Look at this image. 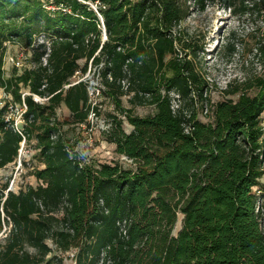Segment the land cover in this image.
<instances>
[{
    "label": "trees",
    "instance_id": "1",
    "mask_svg": "<svg viewBox=\"0 0 264 264\" xmlns=\"http://www.w3.org/2000/svg\"><path fill=\"white\" fill-rule=\"evenodd\" d=\"M90 1L0 0V49L8 40L32 41L42 32L52 41L50 53L45 43L33 50V69L7 81L0 53V87L16 103L23 102L21 84L31 94L25 97L23 130L36 137L45 163L35 173L43 185L10 192L3 204L0 229L3 222L12 227L0 246V264H64L61 256L49 258L54 250L48 240L58 252L74 251L76 264H264V195L254 189L264 177V29L254 47L263 72L246 90L255 94L218 103L213 121L204 123L196 105L207 100L208 83L188 59L189 42L173 34L188 7L178 0H100L108 36L102 42L98 15L84 3ZM213 1L192 4L204 11ZM61 4L65 8L49 9ZM225 4L235 15H264V0ZM237 41L232 35L228 54L243 47ZM82 59L102 66L103 94L133 127L127 133L124 120L111 115L103 132L130 167L82 166L66 144L64 125H83L92 113L99 115L88 83L65 89L80 69L86 72ZM33 95L48 103H36ZM125 95L133 107L156 106V114L135 116L123 107ZM62 105L70 122L57 117ZM6 110L0 113V169L14 162L22 140L4 121Z\"/></svg>",
    "mask_w": 264,
    "mask_h": 264
},
{
    "label": "rangeland",
    "instance_id": "2",
    "mask_svg": "<svg viewBox=\"0 0 264 264\" xmlns=\"http://www.w3.org/2000/svg\"><path fill=\"white\" fill-rule=\"evenodd\" d=\"M47 1L48 0H43L46 5L48 4ZM52 1L54 0H50V3H52ZM131 1L136 3L141 0ZM90 2L93 7L96 8L94 11L97 13L100 20V16L102 15L99 12L100 9L96 7L100 6V0ZM178 2L185 9L188 7V10H186L187 18L173 30V34H180L184 40L189 42L188 44L191 45V48L186 50L188 59L193 61L195 70L208 83V91L205 94L207 100L199 101L196 105V109L198 119L204 123H209L213 121V111L218 103L227 100L236 102L243 92H248L251 95L255 94V90L253 89L246 90L247 83L263 72L254 47L258 31L264 29V15L258 14L256 11L235 15L225 4V0H214L213 2L207 3L204 11L194 6L192 0H178ZM50 9L53 10L52 8ZM101 9H105L104 4ZM100 30L102 32L101 41L104 42L105 38L103 31L102 29ZM232 35H236L237 42L242 41L243 44V47L240 46L238 52L233 56L225 51V46L229 42V39L231 40ZM92 38L93 36L90 37V39ZM43 43L47 45V51L50 53L52 41L44 32L35 36L32 41L21 42L18 39L6 41L0 49V53L4 55L2 67L4 79L6 81L10 80L13 76L22 75L25 70L33 69L35 67L31 61L33 50ZM19 59L25 61L23 67H18L16 65ZM47 61L48 56L46 55L43 58V65H46ZM78 63L80 68H84L86 63H88L87 70L83 72L80 69L76 73L74 80L83 79L88 83V91L90 83L92 82L94 84L93 87L99 89V94H97V90H95L93 92L94 94L92 96L90 95L93 105L99 109V115L92 113L89 116V121L83 125H64L62 127V134L66 144L69 149L72 150L73 154H77L78 160L81 161L80 163L82 166L98 167L99 163L119 162L125 167H130V161L126 163L127 159L116 152L115 145L109 143L105 139L103 132L108 131L111 127V115H116L124 120L123 126L127 133H130L133 127L128 123L124 114L117 111L112 100L103 94L102 90H104L105 87L102 83V79L99 77L102 66L98 68L92 60L87 61V59H82ZM68 85L69 84L65 85V89L69 88L67 87ZM20 86L22 100L25 101V97L31 94L22 84ZM123 86L126 91L127 83L123 84ZM171 95L173 97V107L177 108L180 104L178 97L175 93ZM33 99L36 103L42 105L48 103V98H41L37 95H33ZM122 101L125 109H133L134 115L141 118L153 116L157 112L156 106L154 105L133 107L130 103V95H125ZM21 105V103L15 102L12 92L0 87V113L2 108L7 107L3 115L5 122L8 116L15 120H21ZM57 117L61 122H70L72 120L69 110L64 105L57 109ZM23 120L25 123L22 125V129L26 124L25 114ZM261 121L262 125H264V113L261 116ZM54 138H56V136H54ZM26 151V162L23 163L22 169L18 174H15L13 162L7 165V169L0 172L2 198L5 196L3 191L6 190L5 188L8 187L9 180L14 177V175H17L20 179V184L18 185L20 188L19 192L27 186L36 187L39 184L43 185V182L39 181L35 175L37 171L45 168L44 160L39 154L40 149L38 148V142L35 136L31 138L27 136ZM254 189L258 191L259 194L261 193V195H264V177L261 179V185ZM0 211H2V204ZM59 216L61 217V214H59ZM181 225L182 215L179 216L175 233L180 230ZM2 226V229H0V246L5 244V239L12 227L11 224L8 225L4 222ZM4 228L7 229L5 233H3ZM47 243L54 250V253L50 254L49 258L56 254L63 257L64 264H76L74 251L61 253L56 251V245L52 240H48ZM30 251L33 250L31 249Z\"/></svg>",
    "mask_w": 264,
    "mask_h": 264
},
{
    "label": "built area",
    "instance_id": "3",
    "mask_svg": "<svg viewBox=\"0 0 264 264\" xmlns=\"http://www.w3.org/2000/svg\"><path fill=\"white\" fill-rule=\"evenodd\" d=\"M84 3L89 5L93 10L96 9L93 7L91 2H84ZM96 7L101 8L102 7L101 3H100V6H96ZM50 8L55 10V7H53V6H51ZM61 8H65L64 5H62V4L59 5L58 9H61ZM64 10H66V9H64ZM100 22H101V24L99 25V28L102 29L103 34H104V38H105L104 40L106 41L107 40V33H106V27H105L104 20H103L102 16H100ZM24 63H25V61L23 59H19L17 61L16 65L18 67H23ZM82 81H84V80L83 79L74 80V82L69 84L67 87H70L71 85L80 83ZM95 90H97L96 93L99 94V92H100L99 89H95L93 86H92V89H90V87H89V94L92 96L94 94L93 92ZM21 104H22L21 109H20L21 120H15L13 118H10L9 116L6 118L7 125L11 129H13L15 133H17L18 135H20L22 137V140L19 144L17 157L15 158V160L13 162L15 174H18V172L21 171L23 163L26 162V158H27V155H26L27 154V151H26L27 135L24 133V130L22 129V125L25 123L23 120V117H24V114L27 113L28 107H27V104L25 103V101H23V103H21ZM7 168H8V166L4 167L3 169H0V172L4 169H7ZM19 180L20 179L17 177V175L16 176L14 175V177H12L9 180L8 187L5 188L6 190L3 191V193L5 194L4 198H2V211L1 212L3 213V217H2L3 219L5 218V214L3 211V204H4L5 200L7 199V196L10 192H12L14 194H17L19 192V189H20L18 186L20 184ZM10 230H11V228H10ZM6 231H7V229L4 228L3 233H5Z\"/></svg>",
    "mask_w": 264,
    "mask_h": 264
},
{
    "label": "water",
    "instance_id": "4",
    "mask_svg": "<svg viewBox=\"0 0 264 264\" xmlns=\"http://www.w3.org/2000/svg\"><path fill=\"white\" fill-rule=\"evenodd\" d=\"M94 84H93V82L92 83H90V89H92V86H93Z\"/></svg>",
    "mask_w": 264,
    "mask_h": 264
}]
</instances>
